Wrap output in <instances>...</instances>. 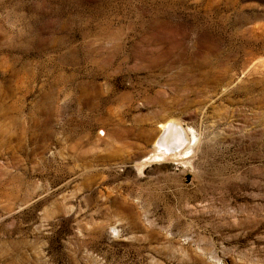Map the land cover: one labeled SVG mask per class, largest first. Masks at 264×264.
<instances>
[{
    "label": "rangeland",
    "instance_id": "1",
    "mask_svg": "<svg viewBox=\"0 0 264 264\" xmlns=\"http://www.w3.org/2000/svg\"><path fill=\"white\" fill-rule=\"evenodd\" d=\"M0 264H264V0H0Z\"/></svg>",
    "mask_w": 264,
    "mask_h": 264
},
{
    "label": "bare ground",
    "instance_id": "2",
    "mask_svg": "<svg viewBox=\"0 0 264 264\" xmlns=\"http://www.w3.org/2000/svg\"><path fill=\"white\" fill-rule=\"evenodd\" d=\"M182 126L173 121L164 125V132L161 139L158 140V149L161 150L153 160H160L162 156L170 153L180 152L184 146V142L187 140V135ZM174 139H179L178 141ZM161 146V148H160ZM157 151V150H156ZM169 153V154H170ZM175 155V154H174ZM177 155V154H176ZM147 161V160H146Z\"/></svg>",
    "mask_w": 264,
    "mask_h": 264
}]
</instances>
